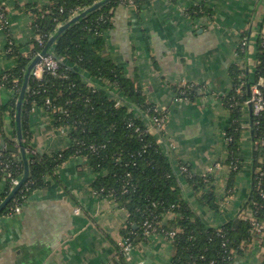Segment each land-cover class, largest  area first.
<instances>
[{
	"label": "crops",
	"instance_id": "obj_1",
	"mask_svg": "<svg viewBox=\"0 0 264 264\" xmlns=\"http://www.w3.org/2000/svg\"><path fill=\"white\" fill-rule=\"evenodd\" d=\"M2 2L10 32L0 29V73L14 66L6 53L9 36L19 44L32 41L36 34L31 9H41L50 0ZM199 3H204L210 14L193 19L188 9ZM113 24L105 35L104 55L124 67L126 75L142 86L149 102L167 109L163 132L154 126L150 131L170 153L175 166L186 164L194 175L212 177L221 203L218 212L201 205L185 182L183 196L205 222L225 224L239 215L250 197L253 137L246 107L241 136L244 165L229 190L225 132L231 112L224 97L233 88V64L244 74L255 71L257 42L264 33V0H149L142 8L120 4ZM243 39L247 47L241 55L238 48ZM190 84L201 88L199 96L179 99L174 87ZM13 97L14 91L0 86V105ZM3 118L4 129L13 135L16 123L11 113L7 111ZM29 125L31 143L37 150L53 153L69 146L68 128H56L45 108L33 106ZM96 176L85 156H72L48 177L46 187L30 195L20 212L0 214V264H172L173 242L159 232L140 239L125 259L121 256L130 213L113 199L94 192ZM5 187L6 175L0 171V193ZM174 218V213H165L162 222ZM232 264H264V232L245 243Z\"/></svg>",
	"mask_w": 264,
	"mask_h": 264
},
{
	"label": "trees",
	"instance_id": "obj_2",
	"mask_svg": "<svg viewBox=\"0 0 264 264\" xmlns=\"http://www.w3.org/2000/svg\"><path fill=\"white\" fill-rule=\"evenodd\" d=\"M101 0H50L41 9L34 7L33 29L41 36L28 43H16L9 36L6 53L14 66L0 73V86L14 91L6 105H0V136L7 145L18 146L16 130L10 135L4 129L3 115L9 111L14 123L16 101L25 80L28 65L42 51L57 27L76 12L85 10ZM135 4L142 8L149 0H109L98 9L72 23L64 30L50 53L62 58L55 73L45 69L41 77L32 75L28 82L22 115L24 145L27 149L29 176L1 215H12V207L22 206L35 190L46 187L48 177L72 156H85L97 174L94 192L108 197L125 207L130 220L125 236L134 244L150 234L145 233L144 221L150 220L163 234L175 231L172 237V264H232L245 243L258 232L252 218L264 224V111L255 114L249 105L250 128L253 137V183L249 199L238 216L223 225L205 222L183 196V182L192 186L201 205L218 212L220 202L209 175H194L186 164L175 166L170 153L150 131L154 117L166 115L167 109L155 111L142 86L126 75L124 67L104 55L105 35L113 27V16L118 5ZM177 3L179 0H168ZM6 15L8 11L2 3ZM193 19L210 14L204 3L188 9ZM9 25L4 31L9 34ZM247 41L243 39L238 52L244 55ZM257 64L252 74L245 73L237 64L230 68L233 88L224 97L231 112L227 132L230 175L227 183L233 189L244 160L241 148L245 101L258 85L264 99V33L257 42ZM198 85L175 86L178 98L194 100L199 96ZM121 104L116 106L117 101ZM33 106L45 108L53 117L55 127L68 128L69 146L53 153H43L31 143L30 114ZM157 128V127H156ZM164 129H160L161 133ZM20 153L1 145L0 171L6 175L5 190L0 203L12 189V179L20 178L25 169ZM181 167H185L184 172ZM106 174H103L104 172ZM10 174V176H8ZM175 218L164 224L165 213ZM251 214V215H249ZM246 217V218H245ZM136 226V227H135ZM152 232V233H153ZM121 256L125 259V252ZM213 262V263H212Z\"/></svg>",
	"mask_w": 264,
	"mask_h": 264
},
{
	"label": "water",
	"instance_id": "obj_3",
	"mask_svg": "<svg viewBox=\"0 0 264 264\" xmlns=\"http://www.w3.org/2000/svg\"><path fill=\"white\" fill-rule=\"evenodd\" d=\"M109 0H101L95 2L93 5L87 7L85 10L81 11V13L74 14L70 17V19L62 24H60L56 31L50 36L48 43L46 44L45 48L37 54L30 64L28 65L27 72L25 74V80L23 82V85L20 90V94L18 96V99L16 101V135H17V141L18 146L12 147L10 145H7L6 142L2 139V145L6 146L10 151H13L15 153H20L19 158L24 160L25 163V169L24 172L20 178V181L17 185H15L10 193L7 195V197L0 203V214L4 210V208L7 206V204L15 197L17 192L19 191L20 187L25 183L29 176V164L27 160V149L24 145V134H23V127H22V115L24 110V103L25 98L28 92V82L30 77L33 75V71L36 67V65L41 61L42 57L46 56L48 53H50V49L53 47L54 43L61 35V33L70 27V25L76 21H78L80 18L85 17L88 13L98 9L101 5L105 4Z\"/></svg>",
	"mask_w": 264,
	"mask_h": 264
},
{
	"label": "built area",
	"instance_id": "obj_4",
	"mask_svg": "<svg viewBox=\"0 0 264 264\" xmlns=\"http://www.w3.org/2000/svg\"><path fill=\"white\" fill-rule=\"evenodd\" d=\"M2 0H0V29L4 30L6 25H9V16L6 15L5 10L2 6ZM132 4V3H131ZM79 12H76V14ZM37 39L39 40V42L41 44H43V40L41 39V36H38ZM41 52V51H40ZM40 52H38L37 54H39ZM62 58H56L54 55H52L51 53H48L46 56L42 57L41 61L36 65L34 71H33V75L35 77H41L44 70H50L53 73L56 72L58 66H59V61H61ZM121 101H117L116 106L120 105ZM253 105V110L255 114H258L262 111H264V99L262 97L261 91L258 87V85H255L253 87V94L250 97V99H248L247 101H245V105L247 107H249V105ZM161 108L159 106L156 105L155 107V111L160 110ZM163 110V109H161ZM167 122V117L166 115L162 116V117H155L154 119V123H155V127H157L158 130L160 129H164L165 125ZM225 138L226 140H228L227 138V132H225ZM182 170L185 172L186 168L185 167H181ZM8 176H10V174H8ZM21 178V177H20ZM20 178H14L12 179V188L17 185L20 181ZM21 205L20 203H17L14 207H12V214L18 213L21 211ZM80 209L76 208V212H79ZM252 223L255 225V229L258 232L263 233L264 232V224L262 223H258L255 219H251ZM143 226L145 228V233L146 234H151L153 231L157 230V226L154 225L150 220H146L143 223ZM176 234L175 231L170 232L169 234H166L170 239H172V237ZM134 246L133 241L126 237L123 242H122V251H124L125 253H128ZM213 263V262H212Z\"/></svg>",
	"mask_w": 264,
	"mask_h": 264
},
{
	"label": "rangeland",
	"instance_id": "obj_5",
	"mask_svg": "<svg viewBox=\"0 0 264 264\" xmlns=\"http://www.w3.org/2000/svg\"><path fill=\"white\" fill-rule=\"evenodd\" d=\"M131 3L133 4L132 1H131ZM122 4H124V3H122ZM134 5H135V4H134ZM38 36H39V35H36V37H38ZM179 99H180V98H179ZM183 99H185V98H183ZM155 107H156V105H155ZM155 107H154V108H155ZM154 119H155V117H154ZM154 119H153V120H154ZM5 147H6V146H5ZM0 149H1V148H0ZM242 154H244L243 151H242ZM243 165H244V160H243V162H242V167H243ZM245 218H246V217H245ZM256 232H258V231H256ZM260 234H262V233H261V232H258L257 235H260ZM134 246H135V244H134ZM133 248H134V247H133ZM131 250H132V249H131ZM131 250H130V251H131ZM130 251H129V252H130ZM129 252H128V253H129Z\"/></svg>",
	"mask_w": 264,
	"mask_h": 264
}]
</instances>
